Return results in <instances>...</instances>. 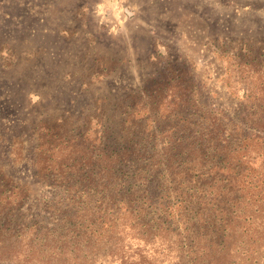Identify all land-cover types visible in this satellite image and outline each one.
Returning <instances> with one entry per match:
<instances>
[{
    "label": "rangeland",
    "instance_id": "1",
    "mask_svg": "<svg viewBox=\"0 0 264 264\" xmlns=\"http://www.w3.org/2000/svg\"><path fill=\"white\" fill-rule=\"evenodd\" d=\"M181 83L204 117L263 121L243 91H264V0H0V264L84 261L66 245L99 256L112 191L164 165L165 148L136 140L182 122L166 96ZM102 124L110 159L86 141ZM135 244L124 241L127 264Z\"/></svg>",
    "mask_w": 264,
    "mask_h": 264
},
{
    "label": "trees",
    "instance_id": "2",
    "mask_svg": "<svg viewBox=\"0 0 264 264\" xmlns=\"http://www.w3.org/2000/svg\"><path fill=\"white\" fill-rule=\"evenodd\" d=\"M183 83L166 91L175 109L184 114L181 118L172 110L182 122L166 129L164 138L136 140L141 149L151 145L149 151L154 154L157 146L165 148L160 154L163 167H135L137 179L132 184L122 181L112 191L116 215L108 223L109 235L99 246L100 255L82 244L77 252L66 245V254L84 255V261L70 259L66 264H105L108 260L127 264L125 240L137 243L135 264H264V144L250 148L248 142L259 138L245 131L247 127L264 134V119L229 128L223 115L204 117ZM243 94L246 101L264 110L263 90L252 88ZM190 107L195 109L191 113ZM109 131L110 126L102 124L92 138L85 139L89 145L98 144L93 149L107 159L114 142ZM139 152L129 147L122 155L144 156ZM115 169L109 167V171L122 172ZM152 179L157 180L156 187L150 185ZM86 229L90 235L97 228Z\"/></svg>",
    "mask_w": 264,
    "mask_h": 264
}]
</instances>
